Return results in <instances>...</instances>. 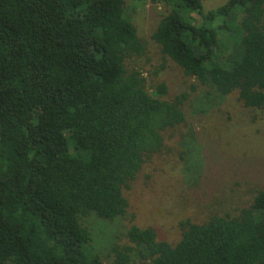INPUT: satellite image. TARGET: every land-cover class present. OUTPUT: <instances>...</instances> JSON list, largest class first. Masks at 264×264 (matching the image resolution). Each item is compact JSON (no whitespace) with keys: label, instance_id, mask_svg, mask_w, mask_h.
I'll return each instance as SVG.
<instances>
[{"label":"trees","instance_id":"trees-1","mask_svg":"<svg viewBox=\"0 0 264 264\" xmlns=\"http://www.w3.org/2000/svg\"><path fill=\"white\" fill-rule=\"evenodd\" d=\"M163 1L152 34L163 58L264 110V0L207 11L204 0ZM126 7L0 0V264H264V187L235 213L183 221L175 243L132 225L108 262L90 247L83 220L126 213L124 189L161 150L163 131L185 120L189 97H165L163 81L151 93L140 70L126 69L146 48Z\"/></svg>","mask_w":264,"mask_h":264},{"label":"rangeland","instance_id":"rangeland-1","mask_svg":"<svg viewBox=\"0 0 264 264\" xmlns=\"http://www.w3.org/2000/svg\"><path fill=\"white\" fill-rule=\"evenodd\" d=\"M225 1L204 0L203 6L207 11ZM126 6L146 43L143 54L125 60L126 69L140 70L151 93L163 81L165 97L181 92L189 97L183 104L185 120L163 131L161 150L146 159L124 189L126 213L113 221L94 215L83 220L91 230L90 247L104 262L110 260L113 244H130L127 231L132 225L152 226L158 239L175 243L183 221L204 222L216 212L235 213L254 189L264 187V110L244 106L237 92L220 96L163 58L152 39L167 13L163 0H126ZM220 43L230 49L224 36Z\"/></svg>","mask_w":264,"mask_h":264}]
</instances>
